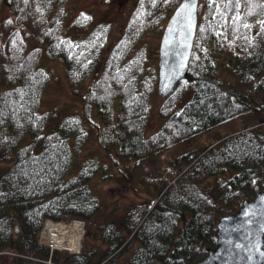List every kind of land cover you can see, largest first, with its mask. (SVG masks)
<instances>
[{
  "label": "trees",
  "instance_id": "16d2710c",
  "mask_svg": "<svg viewBox=\"0 0 264 264\" xmlns=\"http://www.w3.org/2000/svg\"><path fill=\"white\" fill-rule=\"evenodd\" d=\"M67 2L9 0L14 20L2 25L0 17V165L8 164L0 166V252H13L15 264H119L125 254L124 264L202 260L216 247L219 220L264 189V0H204L188 75L159 108L161 126L147 134L157 80L153 72L102 146L106 153L128 151L135 166L145 161L156 165L163 151L239 118L246 122L243 128L145 173L140 181L154 198L145 197L129 209L121 227L101 221L94 233L99 241L90 251L50 255L38 245V234L61 200L68 216L84 220L101 206L87 180V188L78 189L69 177L90 138L92 109L107 124L116 105L136 93L139 57L128 54L143 32L166 24L181 0H145L105 58L107 25H95L83 39L63 36ZM90 24L91 16L80 13L73 27ZM23 32L38 46L29 50ZM42 46L47 59L63 61L74 94L91 80L81 114L63 118L49 132V114L39 112L42 92L52 79V72L40 66Z\"/></svg>",
  "mask_w": 264,
  "mask_h": 264
},
{
  "label": "rangeland",
  "instance_id": "374dc122",
  "mask_svg": "<svg viewBox=\"0 0 264 264\" xmlns=\"http://www.w3.org/2000/svg\"><path fill=\"white\" fill-rule=\"evenodd\" d=\"M199 1L198 16L200 17L204 0ZM144 3L145 0H68L64 8L63 36H70L76 40L83 39L89 35L95 25H107L109 27V33L107 45L104 50L105 58L121 39L134 11L139 5L143 6ZM80 13H86L91 16V24L85 29H76L73 27V22ZM0 17L2 25L8 19L14 20L9 0H5L2 5ZM165 25L160 30L148 33L143 32L140 39L128 54L129 57L135 55L139 57L136 93L124 105H116L114 117L109 123L104 124L100 121L96 109H92L91 113V121L93 124L85 123V126L91 125L89 129L90 138L83 151L76 156L69 177L76 184H79L78 189L87 188L83 183L84 180H87L89 189L94 195L99 197L101 206L97 214L91 220L86 221L84 240L82 241L83 251L81 253L90 251V248H93L98 243L99 240L94 233L97 225L101 221L109 219L118 227H121L123 216L129 209L140 203L145 197H149L150 199L154 198L153 192L142 185L140 181L145 173L150 172L155 167L161 170L164 169L169 161L182 153L194 150L198 151L204 147L208 149L215 138L224 136L229 131L241 129L246 124L244 119L239 118L228 126L216 128L190 142L180 144L174 149L163 151L158 155L156 160L154 159L156 165H153L152 162L145 161L135 166L129 158L128 151L116 152L112 149L110 153L105 152L102 142L113 131L120 118L146 90L153 72L156 73L157 78L160 40ZM23 33L29 50L38 46L31 35L25 32ZM2 34L5 37L7 32L2 31ZM42 49L43 53L40 58V66L52 72V79L42 92L39 112L49 114L45 129L46 132H49L63 118L81 114L83 96L86 94L91 80L77 88L78 94H74L73 89L69 86L63 61L61 59H47L45 56V46H42ZM102 66L101 63L96 70V75L102 71ZM187 98L185 95L181 103H184ZM165 99L157 91L156 80L151 94L152 112L147 126L148 135L155 132L163 122L159 114V108L165 102ZM262 119L264 124V116ZM0 166L6 167L8 164H1ZM63 204L65 203L61 200L60 206ZM62 207L64 208V205ZM38 245L45 247L39 243ZM15 258L13 252H9L8 250L0 252V264H15ZM126 258L127 255L125 254L121 257L119 264H124Z\"/></svg>",
  "mask_w": 264,
  "mask_h": 264
},
{
  "label": "water",
  "instance_id": "95a60500",
  "mask_svg": "<svg viewBox=\"0 0 264 264\" xmlns=\"http://www.w3.org/2000/svg\"><path fill=\"white\" fill-rule=\"evenodd\" d=\"M199 0H181L160 40L157 91L172 95L188 75L199 22ZM194 264H264V189L217 224V244Z\"/></svg>",
  "mask_w": 264,
  "mask_h": 264
},
{
  "label": "built area",
  "instance_id": "2783aa9c",
  "mask_svg": "<svg viewBox=\"0 0 264 264\" xmlns=\"http://www.w3.org/2000/svg\"><path fill=\"white\" fill-rule=\"evenodd\" d=\"M57 213L43 221L38 234V243L49 248L50 253L53 251L81 253L86 221L70 218L62 208ZM50 261L49 259L48 263H51Z\"/></svg>",
  "mask_w": 264,
  "mask_h": 264
}]
</instances>
